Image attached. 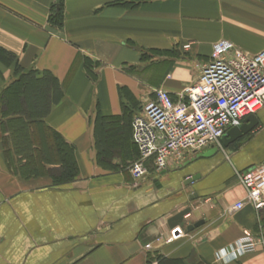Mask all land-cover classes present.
<instances>
[{"label": "crops", "instance_id": "0c3cea01", "mask_svg": "<svg viewBox=\"0 0 264 264\" xmlns=\"http://www.w3.org/2000/svg\"><path fill=\"white\" fill-rule=\"evenodd\" d=\"M129 1L0 0L8 57H0V92L21 74L37 81L28 91L30 108L43 110L34 137L44 141L24 175L0 127V264H157L154 255L168 264H264V210L247 202L239 181L264 163V108L227 146L219 140L157 175L149 160L138 182L129 173L133 115L157 90L176 99L196 82L220 39L263 51L264 0ZM42 126L70 147L72 176ZM184 209L182 225L169 223ZM175 226L183 234L165 241ZM244 229L256 249L216 259Z\"/></svg>", "mask_w": 264, "mask_h": 264}, {"label": "built area", "instance_id": "2783aa9c", "mask_svg": "<svg viewBox=\"0 0 264 264\" xmlns=\"http://www.w3.org/2000/svg\"><path fill=\"white\" fill-rule=\"evenodd\" d=\"M188 48L189 44L183 45V49ZM262 108L264 50L248 54L229 40L214 42L208 60L199 68L196 82L185 86L176 99L166 90H157L155 97L133 115L131 141L137 156L129 166L132 180L138 182L148 174L149 160L153 175L168 166L180 165L186 154L219 143L230 127ZM239 181L246 190L247 202L257 211L264 210V163L243 170ZM242 205L243 201H238L234 207ZM182 234L183 228L175 226L168 231L165 241ZM256 246L253 233L244 229L240 238L217 250L215 257L235 260ZM144 247L151 249V244Z\"/></svg>", "mask_w": 264, "mask_h": 264}, {"label": "trees", "instance_id": "16d2710c", "mask_svg": "<svg viewBox=\"0 0 264 264\" xmlns=\"http://www.w3.org/2000/svg\"><path fill=\"white\" fill-rule=\"evenodd\" d=\"M129 4H134V0L129 1ZM61 8L56 12L53 21L59 22V17L61 16ZM60 14V16H59ZM59 16V17H58ZM4 56L8 60L7 54L0 49V57ZM50 84H55V80L48 77ZM37 81L30 79V74H21L17 79L10 82L5 86L0 92V127H1V138L5 150L12 151L14 155L18 158V163L21 167L24 166V175H27L26 166L28 164L29 158L32 156V152L38 150L41 151L44 146V141H38L34 136L36 130L34 122L37 121L41 124L39 120L40 115L43 110L32 109L30 102L33 100V94L30 93V89ZM29 90V91H28ZM31 100V101H30ZM42 134L44 135V140L46 146H51L52 149L61 151V160L66 161L67 175L72 176L74 174V165L71 157L70 147L67 146L63 141L59 140V136L55 133H51L48 129L41 127ZM6 133V134H4ZM36 142V143H35ZM64 148L68 150V156L65 158ZM157 264H166L167 261H163L159 255H154L153 257ZM168 264V263H167Z\"/></svg>", "mask_w": 264, "mask_h": 264}, {"label": "water", "instance_id": "95a60500", "mask_svg": "<svg viewBox=\"0 0 264 264\" xmlns=\"http://www.w3.org/2000/svg\"><path fill=\"white\" fill-rule=\"evenodd\" d=\"M255 116L253 114H250L248 116H246L242 122L236 126L230 127L220 138L222 144L224 146H227L228 143H231L233 141H235L236 139H238L239 137H241L243 134H245L246 132H248L249 130H251L253 128V126L255 125ZM198 177V175L196 174L195 176L189 178L188 182L195 180ZM188 213L187 209H184L180 212H178L177 214L173 215L172 217L169 218V223H174L176 220H179V223L182 225L183 222L180 220L182 218V216L184 214ZM194 226H197V224L194 225H188L187 229L190 230L192 229Z\"/></svg>", "mask_w": 264, "mask_h": 264}, {"label": "rangeland", "instance_id": "374dc122", "mask_svg": "<svg viewBox=\"0 0 264 264\" xmlns=\"http://www.w3.org/2000/svg\"><path fill=\"white\" fill-rule=\"evenodd\" d=\"M36 143V142H35Z\"/></svg>", "mask_w": 264, "mask_h": 264}]
</instances>
